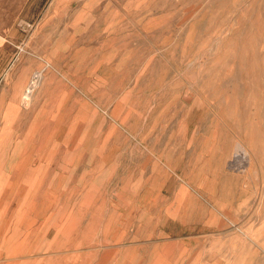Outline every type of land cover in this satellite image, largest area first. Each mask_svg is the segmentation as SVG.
Returning <instances> with one entry per match:
<instances>
[{
    "label": "rangeland",
    "instance_id": "rangeland-1",
    "mask_svg": "<svg viewBox=\"0 0 264 264\" xmlns=\"http://www.w3.org/2000/svg\"><path fill=\"white\" fill-rule=\"evenodd\" d=\"M0 264H264V0H0Z\"/></svg>",
    "mask_w": 264,
    "mask_h": 264
},
{
    "label": "bare ground",
    "instance_id": "bare-ground-1",
    "mask_svg": "<svg viewBox=\"0 0 264 264\" xmlns=\"http://www.w3.org/2000/svg\"><path fill=\"white\" fill-rule=\"evenodd\" d=\"M38 76H40V72L38 73ZM32 88V86L30 87ZM32 91V89L29 90V92ZM29 95V94H28ZM240 159V158H239ZM244 159V158H243ZM234 160V159H233ZM241 161V160H240ZM234 162V161H233ZM241 164V163H240ZM248 164V163H247ZM239 165V164H238ZM234 166V165H233ZM245 166V165H244Z\"/></svg>",
    "mask_w": 264,
    "mask_h": 264
}]
</instances>
